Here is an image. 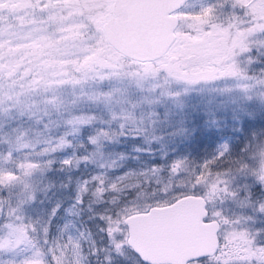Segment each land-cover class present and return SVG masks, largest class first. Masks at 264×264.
<instances>
[{"label":"snow or ice","instance_id":"obj_1","mask_svg":"<svg viewBox=\"0 0 264 264\" xmlns=\"http://www.w3.org/2000/svg\"><path fill=\"white\" fill-rule=\"evenodd\" d=\"M125 6L0 0V264H264V0H154L136 56Z\"/></svg>","mask_w":264,"mask_h":264},{"label":"water","instance_id":"obj_2","mask_svg":"<svg viewBox=\"0 0 264 264\" xmlns=\"http://www.w3.org/2000/svg\"><path fill=\"white\" fill-rule=\"evenodd\" d=\"M131 2L145 6L120 7L108 18L114 23L113 43L136 56L150 52L158 43V11L147 6L154 0ZM194 214V207L187 205L174 221L150 231L141 230L138 239L150 245L158 259H168L170 252L197 243L201 239L200 234L192 228Z\"/></svg>","mask_w":264,"mask_h":264},{"label":"rangeland","instance_id":"obj_3","mask_svg":"<svg viewBox=\"0 0 264 264\" xmlns=\"http://www.w3.org/2000/svg\"><path fill=\"white\" fill-rule=\"evenodd\" d=\"M99 16H100L101 19H103L104 17L108 16V13H107V11H101L99 13Z\"/></svg>","mask_w":264,"mask_h":264}]
</instances>
